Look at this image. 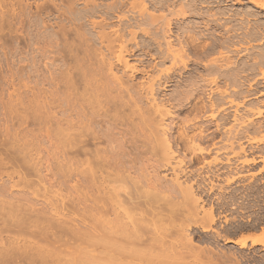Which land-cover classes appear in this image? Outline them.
<instances>
[{
  "label": "bare ground",
  "instance_id": "obj_1",
  "mask_svg": "<svg viewBox=\"0 0 264 264\" xmlns=\"http://www.w3.org/2000/svg\"><path fill=\"white\" fill-rule=\"evenodd\" d=\"M17 1L8 4L2 0L0 17L7 21L17 10L21 21L18 26L25 28L28 6ZM77 1L61 0V22L65 23L59 27L61 72L51 71L53 62L43 63L45 70L52 67L44 71L45 76L40 75L39 82L51 89L39 88L45 94L43 100L40 92L32 97L25 95L24 99L29 98L27 104L22 93L16 95L12 105L17 108L24 104L27 114L11 110L15 108L11 104V115L4 112L12 119L8 118L9 124L4 121L7 125L2 143L10 144V148H4L0 157V174L5 172L3 168L11 167L7 176L13 180L15 174L19 181L0 183V239L5 233L7 240L11 238L17 244L21 238L26 244L4 248L8 241L0 246V264H13L12 260L17 259L40 264H216L220 256L240 264L237 251L228 249L226 256L213 241L217 238L240 247L249 241V245L264 246V207H260L261 202L264 205V182L230 186L255 176L240 175L242 166L234 163L237 157L250 152L241 146V139L261 143L248 145L264 153V49L242 53L238 48L240 40H234L233 33L239 26L229 17L222 21L229 13L220 5L225 0H111L104 5L84 0L83 8L76 7ZM249 1L251 7L245 14L256 16V11L264 10V0ZM252 7L259 8L254 10L256 14ZM258 29L254 31L255 39H264ZM22 52L25 54L24 49ZM33 67L35 70L39 66ZM29 72L26 65L19 67L18 85L21 79L31 78ZM257 77L262 81H255ZM11 80L13 85L15 80ZM261 83L262 91L257 88ZM23 84L26 87L28 81ZM170 86L173 89L168 95ZM27 106L32 110L27 111ZM239 106H243L240 111ZM43 108L50 112L51 108H61V118L53 112L43 111L44 115ZM175 111L185 114L178 118ZM14 117L17 122H13ZM26 123L39 125V129L43 124L46 133L55 139L56 148H61L59 173L56 178L50 175L53 181H49L55 192L57 187L73 191L62 195L65 199L61 211L57 207L40 209L36 207L37 194L31 197L14 189L21 182L28 185L32 175L37 182L43 181L41 167L49 172L53 169L52 163L43 165L33 157L34 131H22ZM170 124L177 127L173 130L177 135L170 134ZM226 124L230 126L224 134L225 142L221 140L228 143V148L224 145L221 151L222 146L218 147L222 153L230 149L231 155L222 159L215 149L214 156L208 158L216 141L214 132H220ZM210 126L215 129L209 130ZM259 132L263 135L249 138L250 133ZM208 142H212L210 147ZM233 157L237 158L234 162ZM259 161L263 163L259 173L264 171V155L251 154L240 163L253 165ZM222 164L229 175L222 173L224 176L218 179ZM72 179L74 184L70 185ZM50 187L43 186L44 192L54 193ZM213 189L219 195L212 202L208 193ZM64 209L68 213L78 211L72 218L74 223L70 218L69 222L57 218L60 214L66 217ZM258 228L259 233L254 234ZM197 230L207 233L205 244L200 242L203 239H195ZM230 235L240 236L233 239ZM259 258L264 261V256Z\"/></svg>",
  "mask_w": 264,
  "mask_h": 264
},
{
  "label": "rangeland",
  "instance_id": "obj_2",
  "mask_svg": "<svg viewBox=\"0 0 264 264\" xmlns=\"http://www.w3.org/2000/svg\"><path fill=\"white\" fill-rule=\"evenodd\" d=\"M2 1V0H1ZM0 1V2H1ZM5 1V0H4ZM14 2H12V0H6V2L9 4V3H17L18 1L17 0H13ZM21 2L20 3H22L25 7H27L26 8V10H27V12H29L28 13V15H29V22H28V24H26V27L24 28V27H20V26H18V25H21V21H20V19H19V16H18V13H17V10H16V12H15V10L13 11L14 13L13 14H10L11 16V18L8 16L7 17V21L9 22H7L6 21V18H2L1 19V17H0V157L2 156V154H3V150H4V148H10L9 146H10V144H5V146H3V144L4 143H2V139H3V137L4 136H2L3 135V131H5L4 129H5V127H6V125L7 124H9V123H7L8 122V120L9 119H12L10 116H7L6 117V115H5V113L4 112H6L7 111V115H8V111H9V115H11L10 114V110H9V107H10V104L12 105V104H14V102H15V100H16V98L18 97V96H16V95H18V93H20L19 95H21V93H22V95H21V97H23V99L25 98L24 96L25 95H27L28 94V97L30 96V97H32L33 95L32 94H35L36 93V95L37 94H39V93H37V92H40L41 90L39 89L40 87H43V90L47 87V86H45L44 84H41V83H39L40 82V80H41V76L40 75H42L43 73L45 74V72H48L49 71V69L52 67V66H50V65H47V67H49L50 66V68H47V67H45V68H47L46 70H48V71H46L45 69H44V65H43V63H47V64H51L52 62L54 63L53 65V67L54 68H51V71H52V69H53V71H55V72H57L58 74H59V72H61V30L59 31V27H61V23H63V24H65L64 22H61V0H20ZM100 1V2H99ZM111 0H96V2H99V4L100 3H103V5H104V3L105 4H107V3H109ZM24 2V3H23ZM26 2V3H25ZM84 0H78L77 1V3H76V7H78V8H83L84 7ZM31 5V7H30V5ZM16 7H18L17 5L15 6V8ZM2 9V5H1V3H0V10ZM12 13V12H11ZM17 13V14H16ZM99 13V12H98ZM0 14H1V12H0ZM14 14H15V16H14ZM1 16V15H0ZM9 18V19H8ZM36 18V19H35ZM115 18V19H114ZM113 18V20H114V22H117V20H116V17H114ZM11 19V20H10ZM15 19V20H14ZM33 19H34V21H33ZM39 19V20H38ZM45 19V20H44ZM98 19V17H96V18H94V20H97ZM4 20V21H3ZM3 23H2V22ZM11 21H15V22H11ZM20 21V22H19ZM34 23H32V22ZM42 21L44 22V23H42ZM37 22H40V23H37ZM2 23V24H1ZM14 23V24H13ZM38 24V25H37ZM2 25V26H1ZM16 25V26H15ZM28 25V26H27ZM32 25V26H31ZM40 25V26H39ZM8 26H10V27H8ZM43 26V27H42ZM45 26V27H44ZM7 27V28H6ZM13 27V28H12ZM16 27V28H15ZM19 27L21 28V29H19ZM28 27V28H27ZM87 27H89V26H87ZM2 28H3V30H2ZM11 28V29H10ZM24 28V30H22ZM30 28V29H29ZM10 31H9V30ZM16 29H17V31H16ZM90 28H88V30H89ZM20 30H22V31H20ZM25 31V32H24ZM27 31V32H26ZM29 31V32H28ZM46 31V32H45ZM15 32V33H14ZM37 32V33H36ZM43 34H42V33ZM5 33V34H4ZM8 33V34H7ZM39 33V34H38ZM55 33V34H54ZM2 34H4V35H2ZM10 34V35H9ZM27 34V35H26ZM28 34H30L29 36H28ZM36 34V35H35ZM46 34H48V35H46ZM7 35V36H6ZM20 35V36H19ZM24 35V36H23ZM53 35H55V37L53 36ZM11 36H12V38H11ZM27 36V38H25ZM41 36H43V37H41ZM45 36V37H44ZM49 36H51V37H49ZM58 36V37H57ZM21 37V38H20ZM30 37V38H29ZM39 37H40V39H39ZM2 38H3V40H2ZM5 38V39H4ZM11 38V39H10ZM23 38V39H22ZM32 38V39H31ZM34 38V39H33ZM38 38V39H37ZM9 39V40H8ZM29 39V40H28ZM37 39V40H36ZM43 39V40H42ZM57 39V40H56ZM6 40V41H5ZM27 40V41H26ZM41 40V41H40ZM24 41V42H23ZM37 43H35V42ZM52 41V42H51ZM10 44H8V43ZM29 42V43H28ZM31 42V43H30ZM42 42V43H41ZM44 42V43H43ZM47 42V43H46ZM48 42H50V43H48ZM28 43V44H27ZM41 43V44H40ZM60 43V44H59ZM6 44V45H5ZM30 44V45H29ZM3 45V46H2ZM5 45V46H4ZM12 45V46H11ZM29 45V46H28ZM42 45H45V46H42ZM60 45V46H59ZM23 46V47H22ZM46 48V49H43L44 50V53H42L43 55H44V57H43V55L41 54V52H39V50L40 51H43V50H41L42 48ZM32 47V48H31ZM38 48H39V50H38ZM41 48V49H40ZM2 49V50H1ZM12 49V50H11ZM16 49V50H15ZM22 49V50H21ZM23 49H24V51H25V54H23ZM30 49V50H29ZM8 51V52H7ZM11 51V52H10ZM13 51H15V53L13 52ZM28 53H27V52ZM38 51V52H37ZM2 52H3V54H2ZM13 52V53H12ZM20 52V53H19ZM21 52H22V54H21ZM30 52V53H29ZM9 53V54H8ZM12 53V54H11ZM18 53H19V55L22 57V59H28V62H27V60H25L26 62H24V60L22 61V59L19 57V55H18ZM40 53V54H39ZM16 54V55H15ZM9 55V56H8ZM17 55H18V57L21 59H19L18 57H17ZM5 56V57H4ZM11 56V57H10ZM24 56V57H23ZM26 56V57H25ZM33 58H32V57ZM36 56V57H35ZM42 56V57H41ZM49 56V57H48ZM7 57H8V59H7ZM16 57V58H15ZM37 60H35V59ZM47 58V59H46ZM60 58V59H59ZM31 59H32V62H31ZM13 60V61H12ZM16 60L18 61V62H16ZM19 60H20V62H19ZM40 60V61H39ZM50 60V61H49ZM36 61V62H35ZM38 61L40 62V64L38 63ZM55 61V62H54ZM49 62H51V63H49ZM8 63V64H7ZM20 63V64H19ZM24 63H26V64H24ZM34 63V64H33ZM58 63V64H57ZM12 64H13V66H12ZM16 64H17V66H16ZM22 64L23 65H26L27 67H29V70H30V72H29V74H31V78H27V79H25V80H27L28 81V85L30 86H28L27 85V81H25V80H23V79H21L22 80V83L21 82H19V85H18V83H17V81L19 80V78L17 77V71H18V69H19V67L20 66H22ZM27 64H30L32 67H30V65H27ZM56 64V65H55ZM52 65V64H51ZM60 65V66H59ZM168 65V64H167ZM33 66H39V67H36V68H38L37 70H36V68H35V70H33ZM57 66V67H56ZM12 67H13V69H12ZM189 67H192L191 65L189 66ZM3 68V69H2ZM59 70H58V69ZM43 70V71H42ZM45 71V72H44ZM41 72V73H40ZM55 72H52L53 74H57V73H55ZM3 73V74H2ZM32 73H34L33 75H32ZM11 74V75H10ZM13 74V75H12ZM61 74V73H60ZM46 75H48L47 73H46ZM15 78H14V77ZM30 76V75H29ZM42 76H45V75H42ZM14 79L15 80V85L13 86L12 84H10L11 83V79ZM40 78V79H39ZM138 78V77H137ZM136 78V82H139V80H144L143 78L144 77H140V78H138L137 79ZM6 79V80H5ZM9 79H10V81H9ZM17 79V80H16ZM30 79V80H29ZM39 79V80H38ZM13 80V81H14ZM262 81V79L261 78H256V80L255 81ZM2 81V82H1ZM20 81V80H19ZM26 82V87H24L23 85V83L24 82ZM30 81V82H29ZM38 81V82H37ZM134 81V82H135ZM10 82V83H9ZM33 82V83H32ZM23 84V85H22ZM32 84H35V85H33V87H32ZM5 85V86H4ZM21 85V86H20ZM39 85V86H38ZM258 85H261V86H258L257 88L259 89V90H263V88H262V83L261 84H258ZM2 86V87H1ZM8 86V87H7ZM16 86V87H15ZM3 87H5V88H3ZM29 87V88H28ZM9 88V89H8ZM21 88H23V89H21ZM31 88V89H30ZM48 88V90H50L51 88L50 87H47ZM47 88L45 89L46 91H48L47 90ZM5 89V90H4ZM15 89H17V90H15ZM27 89V90H26ZM33 89V90H32ZM39 89V90H38ZM173 88H172V86H170V88H169V90H167V94L169 95V93H170V91L172 90ZM15 90V91H14ZM25 90L26 91H28V92H26V93H24L25 92ZM36 90V91H35ZM24 91V92H23ZM11 92V93H10ZM15 92V93H14ZM30 93V94H29ZM12 94V96H13V98L10 96ZM46 94H48V92L46 93ZM41 95V96H40ZM42 95H43V92L41 93L40 92V94H39V96L41 97V99L40 100H43V97H42ZM45 95V94H44ZM43 95V96H44ZM28 97H26V99H24V104H27L26 103V101L29 99ZM39 97V98H40ZM260 98H262L263 96L261 95V96H259ZM258 97V98H259ZM10 98V99H9ZM259 98V99H260ZM13 99V100H12ZM15 99V100H14ZM31 99V98H30ZM12 101V103H11V101ZM5 101V102H4ZM2 102V103H1ZM28 102V101H27ZM2 104V105H1ZM5 104V105H4ZM6 104H7V106H6ZM19 105L17 108H19V109H22V110H19V109H17L16 108V106H13V107H15V108H12L11 110H17V112L16 113H19L20 111H21V113L20 114H23V113H28V112H26L25 110H24V106L25 105ZM21 106H23V107H21ZM244 106H246V105H244ZM6 107V108H5ZM8 108V109H7ZM240 108V109H239ZM28 109L30 110L31 108H29V106H27L26 107V110L28 111ZM44 109V108H43ZM41 109L42 110V113L45 115V113L44 112H48V114L49 113H52L53 112V114H54V116L56 115L57 117L56 118H61V108H51V112H50V109H49V111L47 110L48 108H46V110L44 109ZM53 109V110H52ZM233 109H235V107H232V108H230V110H232L231 112H233ZM243 109V106H239L238 107V110L240 111V110H242ZM15 110V111H16ZM32 110V109H31ZM30 110V111H31ZM19 111V112H18ZM23 111H25V112H23ZM44 111V112H43ZM14 112V111H13ZM177 111H175V113L174 114H177V116H178V118H182L183 116H184V114H185V112H177ZM12 113V112H11ZM15 113V112H14ZM13 113V114H14ZM30 113V112H29ZM182 113H184L183 115H182ZM208 113H210V111L208 112ZM13 114H12V116H13ZM52 114V115H53ZM5 115V116H4ZM15 115V114H14ZM250 114H247L246 115V117H251V115L249 116ZM5 117V118H4ZM9 118V119H8ZM28 118H29V116H28ZM5 119V120H4ZM259 119H261V118H259ZM7 120V121H6ZM31 119H29V121H30ZM7 123L6 125H5V122ZM168 121H170V119H168L167 120V122ZM9 122H10V120H9ZM13 122H17L16 121V119H15V117L13 118ZM2 123V124H1ZM29 124V125H28ZM26 123V124H24V128L23 127H21V129L23 128V130L22 131H24V132H28L29 131V133L31 132V131H34V132H31V134H33L34 135V139H33V151H32V154H33V157L35 158V160H36V158L38 159V161L40 162V163H43V165H46V163H52V168L53 169H51V171L49 172V171H46V169H44V167H41V173L45 176V177H47V178H43L44 180H48V181H39V182H37V180L38 179H36V177H34L33 175V178H32V176H31V179L30 180H28L29 182L27 183L28 185H25V184H23L22 182L20 183L21 185L19 186V187H16V188H14V189H18V190H22V191H24L25 192V194H27V196L29 195V196H35L36 194L38 195H36L37 197L36 198H38V203L39 204H37L36 205V207H38V208H44V210H47V211H50L49 210V208H51V209H53L54 207L56 208L57 207V209H59L60 211H61V206L63 207V203L62 202H64V200L63 199H65V197L64 198H62L63 196L62 195H67V193H73V191H72V189L70 190V188H67L66 190L64 189V188H62V189H59L57 186H54V189H56V187H57V189H56V192H55V190H53L52 188L53 187H50V185L49 184H51L50 182V180H52L53 181V177L52 176H54V178H56V175H57V173H59V171L57 172V170H58V167H57V165L58 164H61V148H56V146H57V143L55 142V139H53L52 138V136H50V134H48V133H46V131H45V126L42 124V126H41V128L39 129L38 127H39V125H38V127H36L37 125L36 124H32V123ZM27 125V126H26ZM171 125V124H170ZM169 125V126H170ZM230 126V124H226L225 126H223L224 128H221V129H219L220 130V132L219 131H215L214 133L215 134H217V135H215V134H213V135H215L214 137H215V139L213 140V141H217V142H219V144L215 141L214 143V145L213 146H211V152H210V154H209V156H207L208 158H210V156L212 155V156H214V153H216V150L218 151H220L221 149H219V147L220 146H222V150L221 151H224L223 150V148H225L226 146V149L228 148V143H224L223 144V141H224V137H225V135L224 134H226V130H227V127L228 126ZM2 127V128H1ZM27 127V128H26ZM171 128H172V130L170 131V134L171 135H177V133L176 132H174L173 130L175 129L176 130V128L177 127H175V126H173V124L170 126ZM175 127V128H174ZM210 127H211V129H210ZM209 127V130H213V129H215V126H210ZM25 128L27 129V130H25ZM213 128V129H212ZM226 128V129H225ZM3 129V130H2ZM33 129V130H32ZM261 129H264V127H262ZM40 130V131H39ZM225 130V132H222V131H224ZM263 133H264V130H261ZM217 132V133H216ZM219 132V133H218ZM250 133L251 135V137L249 136V138H253L255 135H257V137H259V136H261V135H263V133ZM206 133H208V132H206ZM221 134H223L222 136L223 137H221L220 135ZM46 136H50V138L48 139ZM219 136H220V138H219ZM253 136V137H252ZM256 137V136H255ZM5 138V137H4ZM248 138V137H247ZM223 141H222V140ZM245 139V140H244ZM220 141H222V142H220ZM247 141V142H246ZM249 140L248 139H246V138H243V139H241L240 140V142L242 143V145H241V143L240 142H238L237 144H240L241 146H245L244 148L246 149V150H249L250 149V152H249V154L248 155H246V156H239V157H237L238 159H239V162H238V159L235 157H233V158H231V161H235L236 159H237V162H234L236 165H238L239 167L240 166H242L241 167V172H240V175H245V176H248V174L250 175V173L251 174H253L254 173V177H252L251 178V180L250 179H247L246 178V180L244 181V180H242V181H238L237 179V181H238V183H237V181H235V183H231L230 184V186L231 185H233V186H231V187H234L235 185V187H239V186H241V185H247V183L248 184H252V185H254V184H256V183H258L260 180H259V177H260V175L261 174H263L264 173V171H261V172H259L258 173V171H256L257 170V168L258 167H262L263 166V163L261 162V161H259V163H255V164H253V165H242L241 163H240V160H243L244 159V157L245 158H251V154H254L255 155V153H256V151H257V149L255 150L254 148H256V147H251L250 148V146H259V145H261V143H251V142H248ZM225 142V141H224ZM2 143V144H1ZM220 143H222L221 145H220ZM243 143H245V144H243ZM250 143V144H249ZM246 144L248 145L247 146V148H246ZM207 145V143H204V146H206ZM208 145H209V147H210V145H212V142L210 143V142H208ZM215 145H217L216 147H215ZM224 145H226L225 147H223ZM8 146V147H7ZM219 146V147H218ZM249 147V148H248ZM230 148V147H229ZM238 147H236L235 149H237ZM216 149V150H215ZM252 149H253V152H252ZM238 150V149H237ZM255 150V151H254ZM220 151V152H221ZM228 151V152H227ZM214 152V153H213ZM226 152L227 153H222L221 152V154L222 155H220L221 156V158L222 159H224L223 158V156L225 157L226 155L228 156L229 155V153L231 152V150L229 149V150H226ZM212 153V154H211ZM225 154V155H224ZM260 154H262L261 156H263L264 155V153H260ZM230 155H231V153H230ZM229 155V156H230ZM211 156V157H212ZM3 157V156H2ZM242 158V159H241ZM233 159V160H232ZM41 160V161H40ZM232 162V163H233ZM235 164L233 165V166H235ZM241 164V165H240ZM257 164V167H255V165ZM225 165V164H224ZM223 164L222 165H220L221 167H220V175L223 173L224 175H226V176H228L229 174L228 173H226V171H228L227 169H225L223 166H224ZM262 165V166H261ZM54 166V167H53ZM237 166V167H238ZM245 167V169H243L244 167ZM251 166V167H250ZM56 167V168H55ZM219 167V166H218ZM259 168V169H260ZM12 171V168L11 167H8V168H3V171H5V172H3V174L1 175L0 174V183H2L3 181H9V180H12V179H10L8 176H7V173L6 172H10V170ZM258 169V170H259ZM7 170V171H6ZM222 171H224V172H222ZM245 171V172H244ZM248 171V172H247ZM54 172V174L55 175H53L52 173ZM246 173V174H243V173ZM51 173V174H50ZM226 173V174H225ZM242 173V174H241ZM222 174V175H223ZM228 174V175H227ZM232 174V173H231ZM47 175V176H46ZM50 175H52V176H50ZM219 175V176H220ZM222 175H221V177H219L218 179H222ZM223 175V176H224ZM226 176L225 177H223V178H226ZM16 177V178H15ZM50 177V178H49ZM9 178V179H8ZM13 182H15V179H17L16 181L18 182L19 180H18V176H16L15 174L13 175ZM29 177H27V179H28ZM34 179V180H33ZM36 179V180H35ZM254 179H255V181H254ZM31 180H32V182H31ZM73 180V179H72ZM71 180V182H70V185H72V184H74V180L72 181ZM257 180V181H256ZM50 181V182H49ZM217 182H218V180H216ZM216 181H214L215 183H216ZM248 181V182H247ZM43 182H45V183H43ZM251 182V183H250ZM26 183V182H25ZM72 183V184H71ZM219 183V182H218ZM221 183V182H220ZM219 183V184H220ZM235 184V185H234ZM240 184V185H239ZM23 185H25V186H23ZM43 186L45 187L46 186V188L47 187H50V189H52L53 191H54V193L53 192H49L48 194L47 193H45L44 192V188H43ZM229 186V187H230ZM61 188V187H60ZM49 189V188H48ZM62 190V191H61ZM217 189H213V191H210L208 194L209 195H211L210 196V198H209V200H212V202L215 200V198H216V196L217 195H219L218 194V190L216 191ZM50 191V190H49ZM70 191V192H69ZM228 191V190H227ZM28 192H30V193H28ZM48 192V191H47ZM66 192V193H65ZM217 192V193H216ZM45 194L44 196H46L47 195V198L46 199H44V196H42V194ZM51 193V195H53V196H50L49 194ZM215 196H213L212 194ZM261 193H263V192H261ZM226 194V193H225ZM263 195V194H262ZM264 196V195H263ZM218 197V196H217ZM217 199V198H216ZM44 200V202H42ZM51 203V204H50ZM53 207V208H52ZM233 207H234V205H233ZM260 207H264V205L262 204V202H261V206ZM54 208V209H55ZM53 209V210H54ZM253 209H254V207H253ZM62 212L63 213H65L66 214V217L65 216H62L61 214L57 217V218H65L68 222L70 221V219H71V221L70 222H72V218H76L77 217V212L78 211H75L74 209L72 210V212H67V210H62ZM75 212H76V214H75ZM75 215H74V214ZM68 214V215H67ZM73 216V217H71V216ZM67 216H69V217H67ZM70 218V219H69ZM222 219H223V217H221ZM72 223H74V221L72 222ZM2 225H0V227H1ZM260 226H261V224H260ZM0 231H1V229H0ZM258 231H260V228H258L257 230H254V234H258L259 232ZM196 233H198V230L196 231ZM205 232H199L197 235L195 234V239H197L198 241L200 240V238L201 239H205V237H206V235H207V233H205ZM208 234H210V233H208ZM244 234V233H243ZM202 235V236H201ZM199 236H201V237H199ZM205 236V237H204ZM240 236V235H239ZM238 235H230L229 237L230 238H237V237H239ZM2 240L0 239V241H1V243H0V246L1 247H3V246H6L5 244H8V241H11V242H9V245H7L8 247H4V248H9V247H11V246H18V245H22V244H26V242H25V240H22L21 238L20 239H17L16 240V243L17 244H15L14 242H12V240H11V238H9L8 240L6 239L7 237H9V236H6V234L5 233H3L2 234ZM216 238V237H215ZM203 239V240H204ZM31 240H32V238H31ZM2 241H3V243H2ZM6 241V242H5ZM21 241H24V242H22L21 243ZM197 241V242H198ZM18 242L19 243H21V244H18ZM201 242V244H203V242H204V244H205V240L204 241H200ZM199 242V243H200ZM215 242V243H214ZM218 242V243H217ZM213 243L216 245V248H218V249H222V251H225L226 252V256H227V252L228 251H226V250H228L229 249V251H237L236 253L238 254V255H241L240 256V259H242L241 261H240V264H257L256 262H258L259 260H261V261H259L258 262V264H262V262H264L263 260H262V258H259V255H260V257H263L264 255V246L263 247H259V246H253V245H249V241H247L246 242V245L244 246V247H240L238 244H234V243H223V241H221L220 239H218L217 240V238L215 239V241H213ZM11 244V245H10ZM3 245V246H2ZM222 247V248H221ZM229 247V248H228ZM239 247V248H238ZM258 248V249H257ZM256 251H255V250ZM262 251H263V253H262ZM243 253V254H242ZM260 253V254H259ZM217 257V256H216ZM221 257H223V258H221ZM225 256H220L219 258H217L216 260L218 261L219 259V263L220 264H233L234 263V261L232 260H225L226 258H224ZM247 258V259H246ZM204 259H206V258H204ZM228 259H229V257H228ZM255 259H258V260H255ZM246 260V261H245ZM254 260H255V262H254ZM217 261H216V264H219V263H217ZM223 262V263H222ZM12 263L13 264H40L39 263V261H33V262H28V261H26V260H23V259H17V260H12ZM172 264H178L177 262L175 263V261L172 263Z\"/></svg>",
  "mask_w": 264,
  "mask_h": 264
},
{
  "label": "flooded vegetation",
  "instance_id": "obj_3",
  "mask_svg": "<svg viewBox=\"0 0 264 264\" xmlns=\"http://www.w3.org/2000/svg\"><path fill=\"white\" fill-rule=\"evenodd\" d=\"M220 5H221V7L228 9V12H229L228 15L227 14L224 15L225 18L222 19V21L225 22L224 20L226 18H227V20L229 18H231V21H233V23H235L239 26V29L237 31H235L233 33V35L235 36L234 40H240L238 48L241 49L242 53H257L258 50L264 49V43H263L264 39H260V40L257 39L256 40L254 37V31H256V29H258V27H259V29H258L259 34L264 35V10L259 9V8L254 9V7H252L253 13L256 14V12H258L259 14L257 13L258 15L256 14V16H253V15L251 16V15L245 14V11L247 10L246 8L250 9L249 7H251V2L249 0H240V1L225 0ZM213 7H215V4ZM238 10H239V12H238ZM254 10L255 11L258 10V11L255 12ZM234 12H235V14H234ZM261 12H262V14H261ZM243 14H245V15H243ZM235 15H237V16H235ZM232 18H234V20ZM241 21H244V23L241 24ZM233 23L231 22L229 24L232 25ZM229 24H227V25H229ZM260 153H261V151L256 152L255 156H261L262 154H260ZM257 163H259V162H257ZM255 167H257V164L255 165ZM259 168L260 167H258L256 171H258ZM259 180H260V182H264V173L260 175ZM262 190H263V188H262Z\"/></svg>",
  "mask_w": 264,
  "mask_h": 264
}]
</instances>
